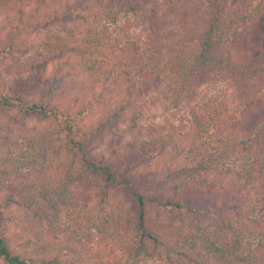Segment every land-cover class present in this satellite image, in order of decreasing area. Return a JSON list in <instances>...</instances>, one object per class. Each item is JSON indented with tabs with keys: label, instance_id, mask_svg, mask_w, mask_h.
Instances as JSON below:
<instances>
[{
	"label": "trees",
	"instance_id": "16d2710c",
	"mask_svg": "<svg viewBox=\"0 0 264 264\" xmlns=\"http://www.w3.org/2000/svg\"><path fill=\"white\" fill-rule=\"evenodd\" d=\"M62 1L0 0V11L16 12L14 19L6 12L11 22L5 34L0 32V62L36 49L28 39L61 21L74 22L72 35L86 33L82 42L59 40L55 46L49 38L45 55L12 81H0V118L48 123L63 144L68 171L89 182L90 222L100 229L121 224L131 235L135 257L212 264L209 255H232L242 241L236 216L257 200L260 213L251 223L262 235L255 256L263 261L264 0H210L209 5L205 0H65L59 9ZM104 5L144 9L152 39L176 50L151 63L140 43L111 38L99 25ZM231 8L236 15L227 26L225 13ZM53 47L85 58L111 52L122 72L104 75L97 81L104 90L93 87L92 98L81 100L70 93L71 62L49 66ZM213 64L243 87V111L222 133L234 135L232 142L211 151L187 134L142 130L139 120L149 108L173 102L179 82ZM100 105L105 112L90 122ZM126 123L132 137L121 149L100 151L105 137ZM2 140L3 147L17 142ZM15 205L27 210L32 202L0 192V264H97L70 243L51 249L33 245L17 230L23 219ZM184 229L191 231V240L180 238Z\"/></svg>",
	"mask_w": 264,
	"mask_h": 264
},
{
	"label": "rangeland",
	"instance_id": "374dc122",
	"mask_svg": "<svg viewBox=\"0 0 264 264\" xmlns=\"http://www.w3.org/2000/svg\"><path fill=\"white\" fill-rule=\"evenodd\" d=\"M206 5L210 0H205ZM64 2L58 3L59 9ZM63 3V4H62ZM99 25H105L111 38H123L128 42L140 43L149 61L154 63L162 55L173 53L177 46L160 44L152 39L145 10H131L124 7L118 9L104 5ZM117 11L118 13H114ZM15 18V8H4L0 11V32L5 34L11 20ZM231 8L225 13L229 26L235 19ZM71 21L54 24L47 32H39L28 39L34 43V50L25 56L12 61L0 62V81H12L24 67L40 59L48 51L44 41L51 38L52 45L64 40L69 43L82 42L86 33L69 31L73 27ZM97 23V22H96ZM75 33V32H74ZM49 51L51 60H69L73 65L70 82V93L82 99L92 98V88L103 91L104 86L98 84L104 75L114 76L122 72L111 52H101L92 58L68 54L65 50ZM173 51V52H172ZM155 60V61H154ZM182 78V77H180ZM243 83V82H242ZM177 85V82H176ZM243 87L232 79L218 64L205 67L204 73L197 77L184 79L178 83L177 97L173 102L149 108L140 118L142 130L156 128L167 134L183 133L189 135L200 148L215 151L223 148V143L232 142L234 135L222 134L234 119L240 116L244 104L241 96ZM116 96L118 92H116ZM118 98L116 97V100ZM100 105L90 116L95 122L105 112ZM197 122L200 123L197 124ZM4 126V127H3ZM7 128V129H5ZM129 124L105 137L100 151L107 154L121 149L123 143L130 139ZM228 129L226 130V133ZM2 139L17 140L16 144L7 142L2 146ZM224 139V141H223ZM123 142V143H122ZM232 158L228 162L232 161ZM66 154L62 142L48 129V123L29 119L24 123L12 122L0 118V192L4 197L12 193L19 200L32 202L31 208L24 210L19 205L14 211L22 214V231L31 238V243L57 248L70 243L79 255L88 257L97 264H169L161 259L135 257L130 250L131 235L125 233L121 224L100 229L90 222L91 188L89 182L77 178L65 166ZM259 203L254 200L249 209L236 216L242 227V241L239 250L226 257L209 255L212 264H264L255 256V250L262 242V235L252 226V218L259 213ZM23 227H25L23 229ZM190 230L184 229L182 234H175L182 240H191Z\"/></svg>",
	"mask_w": 264,
	"mask_h": 264
}]
</instances>
